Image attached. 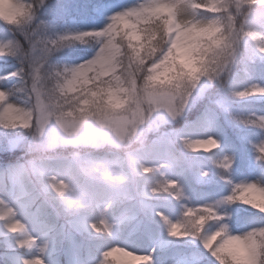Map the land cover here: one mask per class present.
<instances>
[{
	"label": "snow or ice",
	"instance_id": "1",
	"mask_svg": "<svg viewBox=\"0 0 264 264\" xmlns=\"http://www.w3.org/2000/svg\"><path fill=\"white\" fill-rule=\"evenodd\" d=\"M45 2L0 0V23L8 26L12 36L0 42V56H12L18 62L12 72L0 75V85L15 81L11 88L0 86V128L27 132L30 143L19 145L26 152L52 154L39 162L19 163L13 171L24 177L30 168L34 175L44 176L45 187L55 196H65L74 178L73 165L59 164V153L71 149L69 155L75 160L82 150H108L105 157L119 159L120 149L144 139L145 125L155 113L179 119L202 79L211 82L225 73L241 43L250 62L255 53L264 57V0H141L111 15L100 29L65 30L55 37L45 35L44 22L37 19ZM90 41L99 44L90 58L60 66L49 63L52 52ZM16 93H23V102L13 98ZM232 95L264 96V86L252 83ZM237 119L264 131V115L253 113ZM198 137L202 138L181 136L179 141L186 152L219 147L213 135ZM254 149L256 159L264 161V138ZM129 160L137 175L150 177L142 186L143 195L163 194L178 203L187 199L183 185L160 171L164 164H146L132 156ZM49 162L58 170L63 167L64 172L46 173ZM232 163L228 155L213 160L222 173ZM96 171L107 181L113 175L117 182L127 178L116 167ZM221 178L231 184L230 191L212 203H180L175 218L159 208L145 214L158 217L170 238H198L214 264H264V226L234 234L226 223L227 212L220 211L239 202L264 213V185L243 180L232 183L225 175ZM109 188L116 190L114 185ZM139 215L137 211L119 223ZM0 221L13 236L12 251L25 253L19 256L20 264H46L41 254L47 243L38 244L39 237L31 234L27 224L16 218L15 209L2 199ZM115 226L103 212L88 224L93 232L108 235ZM34 248L37 254L32 255ZM154 251L113 244L102 251L99 264H153Z\"/></svg>",
	"mask_w": 264,
	"mask_h": 264
},
{
	"label": "rangeland",
	"instance_id": "2",
	"mask_svg": "<svg viewBox=\"0 0 264 264\" xmlns=\"http://www.w3.org/2000/svg\"><path fill=\"white\" fill-rule=\"evenodd\" d=\"M138 2L141 0H46L37 19L44 22L45 35L55 37L65 30L100 29L108 23L111 15ZM11 38L8 26L0 23V42ZM98 47L95 41L74 43L52 52L49 63L54 66L79 63L93 56ZM245 47L241 43L240 53L220 77L211 82L202 79L194 90L192 102L179 119L173 121L163 113H155L145 125L144 139L120 149L119 159L105 157L108 150H82V156L75 160L66 155L57 158L61 165H73L71 190L62 197L52 194L45 187V177L34 175L30 168L24 177H18L13 171L19 163L39 162L45 160L49 153L26 152L19 145L30 143L27 132L0 128V199L15 209L16 218L27 224L32 235L39 237L38 244L47 243L45 252L41 254L46 264H99L102 251L113 244L142 252L154 248L153 264H180L181 260H190L189 264L192 260L197 264H210L198 238H192V241L183 239L188 247L176 245L178 240L171 238L169 241L159 218L146 215L145 211L150 213L152 209L159 208L175 218L180 211V203H212L230 191L231 184L222 179V175L228 176L232 183L243 180L264 185V161L256 159L254 149V145L264 138V131L243 125L237 119L253 113L264 115V96L238 98L232 95L233 91L252 83L264 86V57L255 53L254 62H250ZM242 55L244 59L237 62ZM17 67L15 57L0 56V75ZM231 73L234 74L232 79L236 76L233 81H229ZM14 83L8 80L0 86L11 88ZM13 98L23 102V93H16ZM206 135L218 139L217 149L209 152L187 150L188 153L179 141L181 136L198 139L202 138L198 136ZM71 151L63 152L69 154ZM223 155L233 160L227 173H222L213 164L214 159ZM129 156L146 164H164L160 171L183 185L187 199L178 203L163 194L143 195L142 186L150 177L137 175ZM51 163L45 167L46 173L64 172L63 167L58 170ZM114 167L126 173L127 178L117 182L113 175L107 181L101 179L96 171L107 172ZM202 171L207 175L202 176ZM109 185H114L116 190L112 191ZM137 211H140L138 219L119 223ZM220 211L227 212L226 223L234 234L264 226V214L242 210L237 202ZM101 212L116 226L112 228L111 235L94 232L96 236L87 239L79 228L91 230L89 222L97 220ZM159 241L164 243L163 248H169L168 251L157 246ZM12 249L13 236L0 221V264H20L19 256L25 253H16ZM30 254H37V249L34 248Z\"/></svg>",
	"mask_w": 264,
	"mask_h": 264
},
{
	"label": "trees",
	"instance_id": "3",
	"mask_svg": "<svg viewBox=\"0 0 264 264\" xmlns=\"http://www.w3.org/2000/svg\"><path fill=\"white\" fill-rule=\"evenodd\" d=\"M250 47H252L251 45H249ZM78 49V48H77ZM77 49H74V50H77ZM238 53H240V51H238ZM244 59V55H242V56H240L238 59H237V62H241L242 60ZM234 64V63H233ZM238 72V71H237ZM237 72H234V74L237 76L238 74H237ZM234 74L233 73H231V74H229L230 76H229V81L231 80V81H233V79L236 77H234L233 79H232V77L234 76ZM20 130V129H19ZM50 155H52L51 153H49L48 155H46L45 157H47V156H50ZM70 156L69 154H66V153H64V152H61V153H59V155H58V157L57 158H59V157H62V156ZM237 204H238V206L239 207H241V209L242 210H248V211H253V212H258L257 210H255V209H253V208H251L250 206H248V205H245V204H242V203H239V202H237ZM259 213V212H258ZM261 214H264V213H261ZM76 223H77V221H75ZM75 223V224H76ZM76 226L77 227H79V225H77L76 224ZM80 229V231H81V233L83 234L84 233V236L87 238V239H89V238H91V237H95L96 235H95V233L93 232V231H91V230H87V229H82V228H79ZM233 233V232H232ZM172 239L171 238H169V241H171ZM188 240H190V241H192V238H188ZM157 243V246L159 247V248H161V250L162 251H168V249L169 248H163L164 246V243L162 242V241H159V242H156ZM176 245H178V246H181V247H188L187 245H185L184 243H183V241L182 240H178V242L176 243ZM3 249H6V248H3ZM203 253L206 255V259H207V261H209V263L210 264H214V261H213V259L211 258V256H210V254H208L207 252H206V250H204L203 249ZM193 262H191L190 264H197L196 263V261H194V260H192ZM189 262H190V260H181V262H180V264H189Z\"/></svg>",
	"mask_w": 264,
	"mask_h": 264
},
{
	"label": "clouds",
	"instance_id": "4",
	"mask_svg": "<svg viewBox=\"0 0 264 264\" xmlns=\"http://www.w3.org/2000/svg\"><path fill=\"white\" fill-rule=\"evenodd\" d=\"M4 8H5V10L7 11V6H6V5L4 6Z\"/></svg>",
	"mask_w": 264,
	"mask_h": 264
}]
</instances>
